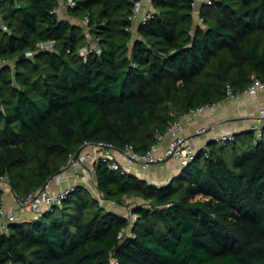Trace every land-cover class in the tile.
Returning <instances> with one entry per match:
<instances>
[{
    "label": "trees",
    "instance_id": "16d2710c",
    "mask_svg": "<svg viewBox=\"0 0 264 264\" xmlns=\"http://www.w3.org/2000/svg\"><path fill=\"white\" fill-rule=\"evenodd\" d=\"M76 1L75 22L59 0H0V180L21 198L86 142L144 155L228 85L264 83V0L204 1L201 23L196 0H151L137 33L140 0ZM91 41L101 52L82 55ZM209 148L162 186L101 160L98 196L76 185L61 206L0 231V264H264V138L250 130ZM129 197L144 201L134 223L99 200Z\"/></svg>",
    "mask_w": 264,
    "mask_h": 264
},
{
    "label": "built area",
    "instance_id": "2783aa9c",
    "mask_svg": "<svg viewBox=\"0 0 264 264\" xmlns=\"http://www.w3.org/2000/svg\"><path fill=\"white\" fill-rule=\"evenodd\" d=\"M210 2L211 0H203V2ZM145 0H140L136 2L134 11L130 16L133 22L130 30L133 33H137L138 27L141 23L146 22L153 15V8L144 10ZM197 0L194 3L195 10L194 15L196 20L201 23L203 19L201 18L200 12L196 11ZM77 5L76 0H63L60 6L57 8L60 10L61 6L66 8H74ZM88 21V19H87ZM88 38L91 40L92 36L90 32H87ZM52 46V43L41 44L42 47ZM97 51L101 52L92 41L89 45L83 47L81 53L82 55H87L90 52ZM31 55V54H30ZM6 64L5 61L0 60V68ZM264 90V83L259 79H254L253 83L243 92H235L231 85L227 86V97L226 100L236 101L243 97L245 94L258 95ZM218 103L207 104L200 106L198 108L191 109L188 113L184 114L177 120L170 123L166 133H159L157 135L156 143L152 146L151 150L147 154L138 153L134 146L128 144L123 150H119L110 143L99 142L91 143L86 142L80 153H71L68 157L66 165L62 168V171L57 173L48 179L46 184L37 192L30 194L26 198H21L17 195L14 196L15 202L19 208L26 209L32 212L36 218L43 215L47 210H52L56 206H61L64 200L67 198L68 194L74 188V186L61 187L58 190H54L53 185L62 182L66 178V170L70 167L80 168L88 164L87 173L88 175H96V165L102 160L110 163V166L114 170H120L123 173H132L131 168L138 167L140 170H147L150 166L156 163H160L166 160H174L180 164L181 170L191 163H193L200 151H198L192 144L190 139L186 137L184 132L183 119L187 117L196 118L199 115H203L209 112L214 115ZM253 130L259 133V138L264 136V107L259 109V116L257 124L253 127ZM199 133L207 132L206 128H200ZM235 139L234 133H225L217 136L215 142H230ZM165 144V150L163 154H160L161 145ZM206 155L210 154L209 146H205L204 149ZM120 157L126 159V164H124ZM86 175L81 178L85 179ZM5 177H3L4 179ZM87 178V177H86ZM0 180V182L3 181ZM7 182L8 179H7ZM152 184V183H150ZM100 202L104 205L106 200L99 198ZM24 219L17 214L15 210L5 211L3 208L0 209V231L8 232L11 223L20 222ZM109 264H121L116 257H112Z\"/></svg>",
    "mask_w": 264,
    "mask_h": 264
},
{
    "label": "crops",
    "instance_id": "0c3cea01",
    "mask_svg": "<svg viewBox=\"0 0 264 264\" xmlns=\"http://www.w3.org/2000/svg\"><path fill=\"white\" fill-rule=\"evenodd\" d=\"M59 1L60 4L63 2V0ZM198 3L199 8L196 9L197 13L202 8L203 0H198ZM58 15L61 18L76 22L71 16L69 9L65 6H61L60 10H58ZM262 107H264V90L258 95L245 94L236 101L226 100L225 98L218 102L214 115L206 112L196 118H184L183 134L190 139L198 151H202L205 146H209L210 143L215 142L214 139L221 134L234 133L236 135L253 130V127L258 121L259 109ZM200 128H206L207 132L199 133L198 130ZM165 146V144L161 145L160 154L164 153ZM120 159L126 164L124 157H120ZM87 169L88 164L80 168L70 167L66 170V178L62 182L55 184L54 189L58 190L61 187L68 186L70 183H74L78 178L83 177L87 173ZM131 170H133L132 173L148 182L151 180L168 184L180 174L181 167L177 161L169 159L153 164L145 173L138 167H133ZM0 189L3 190L2 208L5 211L15 210L26 221L35 218L32 212L18 207L14 199L16 193L12 190L9 183L5 184V182H0Z\"/></svg>",
    "mask_w": 264,
    "mask_h": 264
},
{
    "label": "rangeland",
    "instance_id": "374dc122",
    "mask_svg": "<svg viewBox=\"0 0 264 264\" xmlns=\"http://www.w3.org/2000/svg\"><path fill=\"white\" fill-rule=\"evenodd\" d=\"M200 1V0H199ZM149 8H153L152 5H151V1L150 0H145V4H144V10H148ZM199 8V3H198V0H197V4H196V9ZM86 24V22H85ZM93 42V41H92ZM45 48L46 47H50V46H46L44 45ZM256 135L257 137L259 138V133L256 132ZM264 138V136H263ZM219 145L222 144V143H225V142H218ZM239 143H242L241 141H239ZM241 145V144H240ZM243 147L241 146L238 151H240V153L243 151ZM235 152L233 151L232 154H229V158L230 160H233L234 159V155ZM148 170V169H147ZM147 170H141V171H144V173L147 171ZM133 171V170H132ZM86 175L85 179L84 178H78L77 181H75L74 183H70L68 186H76V185H82L86 188H88L95 196H98L99 193H98V190H97V179H96V175H88L87 173L84 174ZM144 175V174H142ZM75 176H77L75 174ZM141 176V174H140ZM78 177V176H77ZM3 179V178H2ZM7 179H8V176H5V178L3 179L2 182H5V184L9 183L7 182ZM149 183H153L155 185H159V186H162V185H166V184H162V182L160 181H149ZM55 186V184L53 185V187ZM55 190V189H54ZM144 202L143 200L139 199V198H136V197H129V198H126L125 202L123 204H117V203H113L112 201H108L106 200L104 202V206L109 209V210H112V211H115L119 214H123L125 216H128L131 218V221L132 223H134V221L136 220L137 216L134 215L132 213V209L138 204V203H142ZM21 217V216H20ZM23 218V217H22ZM36 218V217H35ZM126 233L127 234H130L131 231H130V228L126 230Z\"/></svg>",
    "mask_w": 264,
    "mask_h": 264
},
{
    "label": "water",
    "instance_id": "95a60500",
    "mask_svg": "<svg viewBox=\"0 0 264 264\" xmlns=\"http://www.w3.org/2000/svg\"><path fill=\"white\" fill-rule=\"evenodd\" d=\"M24 56H26V55H24Z\"/></svg>",
    "mask_w": 264,
    "mask_h": 264
}]
</instances>
